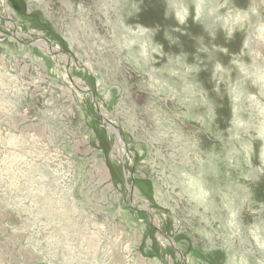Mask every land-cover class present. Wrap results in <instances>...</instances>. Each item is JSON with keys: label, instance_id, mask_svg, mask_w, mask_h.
<instances>
[{"label": "rangeland", "instance_id": "1", "mask_svg": "<svg viewBox=\"0 0 264 264\" xmlns=\"http://www.w3.org/2000/svg\"><path fill=\"white\" fill-rule=\"evenodd\" d=\"M0 264H264V0H0Z\"/></svg>", "mask_w": 264, "mask_h": 264}, {"label": "clouds", "instance_id": "2", "mask_svg": "<svg viewBox=\"0 0 264 264\" xmlns=\"http://www.w3.org/2000/svg\"><path fill=\"white\" fill-rule=\"evenodd\" d=\"M203 5L202 4H196V8L198 11L203 10ZM188 16V8L187 6H183L182 10L176 13V19L179 24H184ZM155 51V49H153Z\"/></svg>", "mask_w": 264, "mask_h": 264}, {"label": "water", "instance_id": "3", "mask_svg": "<svg viewBox=\"0 0 264 264\" xmlns=\"http://www.w3.org/2000/svg\"><path fill=\"white\" fill-rule=\"evenodd\" d=\"M78 89H81L80 87H77ZM157 231H158V233H159V235H160V233H161V231L159 230V229H157ZM166 239V241L168 242V243H171V240L169 239V238H165Z\"/></svg>", "mask_w": 264, "mask_h": 264}, {"label": "bare ground", "instance_id": "4", "mask_svg": "<svg viewBox=\"0 0 264 264\" xmlns=\"http://www.w3.org/2000/svg\"><path fill=\"white\" fill-rule=\"evenodd\" d=\"M113 131H115V130H113Z\"/></svg>", "mask_w": 264, "mask_h": 264}]
</instances>
